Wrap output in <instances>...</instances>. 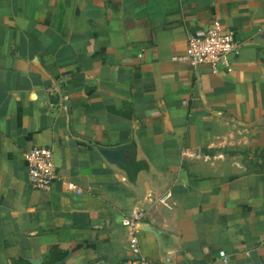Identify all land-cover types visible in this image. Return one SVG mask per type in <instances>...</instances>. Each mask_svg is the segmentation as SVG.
I'll list each match as a JSON object with an SVG mask.
<instances>
[{"label": "crops", "instance_id": "0c3cea01", "mask_svg": "<svg viewBox=\"0 0 264 264\" xmlns=\"http://www.w3.org/2000/svg\"><path fill=\"white\" fill-rule=\"evenodd\" d=\"M212 24L230 72L183 60ZM134 213L148 264H264V0H0V264H128Z\"/></svg>", "mask_w": 264, "mask_h": 264}, {"label": "built area", "instance_id": "2783aa9c", "mask_svg": "<svg viewBox=\"0 0 264 264\" xmlns=\"http://www.w3.org/2000/svg\"><path fill=\"white\" fill-rule=\"evenodd\" d=\"M240 44L233 40L231 34L221 29L216 24L208 26L199 35L187 34L183 60L192 69L207 68L211 74H216L219 69L230 72V58L236 54ZM26 164L27 183L34 191H46L49 184L56 178V168L52 161V151L48 147H33L23 153ZM68 192L79 194L81 191L71 182H64ZM139 213H134L131 219L121 222V225L131 234L128 243L137 256L128 264H148L138 256L136 238L133 235L140 219Z\"/></svg>", "mask_w": 264, "mask_h": 264}, {"label": "trees", "instance_id": "16d2710c", "mask_svg": "<svg viewBox=\"0 0 264 264\" xmlns=\"http://www.w3.org/2000/svg\"><path fill=\"white\" fill-rule=\"evenodd\" d=\"M52 253H53V252H50V253L46 256V258H45V260H44V264H54V263L57 261V258H54L53 260L50 258L51 255H52Z\"/></svg>", "mask_w": 264, "mask_h": 264}, {"label": "water", "instance_id": "95a60500", "mask_svg": "<svg viewBox=\"0 0 264 264\" xmlns=\"http://www.w3.org/2000/svg\"><path fill=\"white\" fill-rule=\"evenodd\" d=\"M103 151H104V150H103ZM104 153H109V152H107V151L105 150ZM139 226H140V224L137 225V227H139Z\"/></svg>", "mask_w": 264, "mask_h": 264}]
</instances>
